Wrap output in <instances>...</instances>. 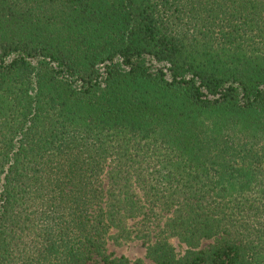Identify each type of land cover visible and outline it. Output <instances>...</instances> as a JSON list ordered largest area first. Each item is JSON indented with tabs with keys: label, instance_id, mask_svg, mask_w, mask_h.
<instances>
[{
	"label": "trees",
	"instance_id": "1",
	"mask_svg": "<svg viewBox=\"0 0 264 264\" xmlns=\"http://www.w3.org/2000/svg\"><path fill=\"white\" fill-rule=\"evenodd\" d=\"M0 264H264V0H0Z\"/></svg>",
	"mask_w": 264,
	"mask_h": 264
},
{
	"label": "rangeland",
	"instance_id": "2",
	"mask_svg": "<svg viewBox=\"0 0 264 264\" xmlns=\"http://www.w3.org/2000/svg\"><path fill=\"white\" fill-rule=\"evenodd\" d=\"M151 214L150 210H147V218L136 217L134 219H128L131 231L129 235L120 236L117 233L116 228L111 227L106 236V248L114 255H125L130 259L139 258L143 262H149V258L146 255L147 240H144L146 233H153L161 223V217H156ZM169 241L173 245L174 249L181 253L183 252L185 245L179 241L175 236L169 237ZM208 239H203L201 244H205Z\"/></svg>",
	"mask_w": 264,
	"mask_h": 264
}]
</instances>
